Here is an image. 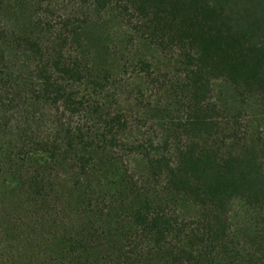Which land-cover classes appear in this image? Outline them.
<instances>
[{
    "label": "trees",
    "instance_id": "16d2710c",
    "mask_svg": "<svg viewBox=\"0 0 264 264\" xmlns=\"http://www.w3.org/2000/svg\"><path fill=\"white\" fill-rule=\"evenodd\" d=\"M0 264H264V0H0Z\"/></svg>",
    "mask_w": 264,
    "mask_h": 264
},
{
    "label": "rangeland",
    "instance_id": "374dc122",
    "mask_svg": "<svg viewBox=\"0 0 264 264\" xmlns=\"http://www.w3.org/2000/svg\"><path fill=\"white\" fill-rule=\"evenodd\" d=\"M54 4H56V5H58V7H61V10H63V11H71V9H72V6L68 3H65V2H62V1H58V2H55ZM66 7L68 8V9H66ZM219 88L217 87V90H218Z\"/></svg>",
    "mask_w": 264,
    "mask_h": 264
}]
</instances>
